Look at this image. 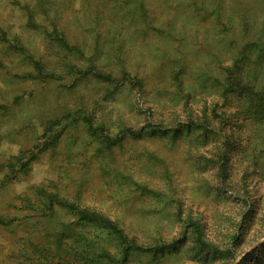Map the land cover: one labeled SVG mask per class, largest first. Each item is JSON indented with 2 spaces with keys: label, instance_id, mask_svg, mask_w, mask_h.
<instances>
[{
  "label": "rangeland",
  "instance_id": "1",
  "mask_svg": "<svg viewBox=\"0 0 264 264\" xmlns=\"http://www.w3.org/2000/svg\"><path fill=\"white\" fill-rule=\"evenodd\" d=\"M262 238L264 0H0V264H233Z\"/></svg>",
  "mask_w": 264,
  "mask_h": 264
},
{
  "label": "trees",
  "instance_id": "2",
  "mask_svg": "<svg viewBox=\"0 0 264 264\" xmlns=\"http://www.w3.org/2000/svg\"><path fill=\"white\" fill-rule=\"evenodd\" d=\"M66 47V46H64ZM85 121V124L87 126V130L89 133L91 134H94L95 132L99 131V132H102L101 128H93L89 121L88 120H84ZM128 135L131 136V137H135L137 135H140L139 132H133L131 130L127 131ZM104 143L107 144V145H112L114 144V140H111L108 136H104V139H103ZM78 215H79V221H82V220H86V221H90V222H94L96 224H98L97 226L100 227L103 231H109L111 232L112 234L116 235L118 241L124 246V254H126V252L133 247L131 241H129L126 236L124 235L123 231L119 228L116 227V225L112 224L111 222H109L108 220L104 219L102 216H99V215H96L94 213H89V212H85V211H77L76 212ZM190 227H191V231L194 235V238H195V241H196V244L199 246V248H201L202 250H205V251H209V245H207L202 239V234H201V229L200 227L198 226L197 223L195 222H191L190 223ZM229 251H224V252H221L219 251L218 249L216 248H213L211 249L210 253L213 254L212 257H217L218 255H224L225 253H227ZM231 254V253H230ZM252 254V253H251ZM250 254V255H251ZM223 257H226V256H223ZM231 257V256H230ZM249 257H247L248 259Z\"/></svg>",
  "mask_w": 264,
  "mask_h": 264
},
{
  "label": "water",
  "instance_id": "3",
  "mask_svg": "<svg viewBox=\"0 0 264 264\" xmlns=\"http://www.w3.org/2000/svg\"><path fill=\"white\" fill-rule=\"evenodd\" d=\"M264 241V238H262L260 241H258L256 244H254L251 248H249L248 250H247V252L246 253H249L250 251H252L255 247H257L261 242H263ZM246 253H244V254H242L241 256H239L238 257V259L233 263V264H237V262L246 254Z\"/></svg>",
  "mask_w": 264,
  "mask_h": 264
}]
</instances>
